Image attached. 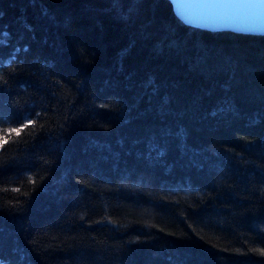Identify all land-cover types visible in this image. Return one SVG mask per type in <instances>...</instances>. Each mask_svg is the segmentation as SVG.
<instances>
[{"label": "trees", "instance_id": "trees-1", "mask_svg": "<svg viewBox=\"0 0 264 264\" xmlns=\"http://www.w3.org/2000/svg\"><path fill=\"white\" fill-rule=\"evenodd\" d=\"M0 138L4 264H264V35L0 0Z\"/></svg>", "mask_w": 264, "mask_h": 264}, {"label": "water", "instance_id": "water-1", "mask_svg": "<svg viewBox=\"0 0 264 264\" xmlns=\"http://www.w3.org/2000/svg\"><path fill=\"white\" fill-rule=\"evenodd\" d=\"M186 25L205 31L264 35V0H169Z\"/></svg>", "mask_w": 264, "mask_h": 264}, {"label": "snow or ice", "instance_id": "snow-or-ice-1", "mask_svg": "<svg viewBox=\"0 0 264 264\" xmlns=\"http://www.w3.org/2000/svg\"><path fill=\"white\" fill-rule=\"evenodd\" d=\"M29 124H34V121H29ZM24 127H27V125H25ZM9 131L10 132L14 131V132H16L17 135L20 134V129H10ZM7 143H8V140H4V139L0 138V148H3V146ZM16 191H18V189H16ZM258 251H259L260 255L264 256V249H259ZM0 264H4L2 259H0Z\"/></svg>", "mask_w": 264, "mask_h": 264}]
</instances>
